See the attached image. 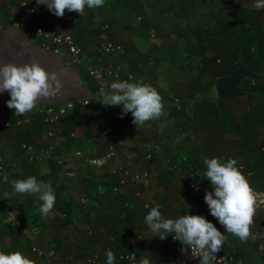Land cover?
I'll use <instances>...</instances> for the list:
<instances>
[{
    "label": "crops",
    "instance_id": "crops-1",
    "mask_svg": "<svg viewBox=\"0 0 264 264\" xmlns=\"http://www.w3.org/2000/svg\"><path fill=\"white\" fill-rule=\"evenodd\" d=\"M253 1L104 0L103 7L90 9L86 6L82 16L75 11L65 10L63 17H57L46 5L37 4V0H0V65H22L35 61L48 72L58 74L64 85L61 91L54 96L39 98L35 108L42 104L62 106L69 101L79 103L87 98H90L89 104L93 107L101 105L99 101L103 97L94 94L97 87L87 72L86 67L91 65L115 69L128 80L131 78L130 82L140 80L151 84L161 95L162 103L167 104L168 95H172V85L178 87L181 79L167 82L169 75L161 74L160 70L167 69L170 76L172 68L178 72L195 71L193 58L186 62L190 59L187 55L191 57L195 54L188 52L192 40L184 31L185 28L189 25L203 27L210 24L213 10L229 14L234 10L253 9ZM24 2L29 7H35L33 22L30 21L33 19L26 17ZM260 23L261 28H264V15ZM38 24L72 33L84 49L81 63H72L66 47H57L38 35ZM102 31H106L110 40L121 45L123 50L111 54L101 53L98 47ZM161 63L168 66L158 69ZM177 76H181V73ZM215 97H218L217 94ZM9 99V92H0V117L8 116L14 110L7 106ZM181 100L184 104L181 121L164 114L137 128L132 123L131 112L122 116L123 109L120 107L119 118L114 122L106 119L104 123H97L95 116L100 111L85 113V121L70 135L61 133L64 127L61 122L57 126L47 125L38 118L22 126L14 124L12 128L0 132V200L4 204L0 210V251H20L34 264H40L34 248L49 252L56 250L59 241L70 244L84 242L87 221L97 231H114L126 226L128 236L132 232H139L140 248L143 246L148 256L151 253L166 262L175 254L171 241L173 234H168L163 240L158 235L154 236L144 219L150 211L144 206L149 202L151 207L160 205L165 218L175 219L185 214L202 215L218 228V219L210 214L204 201L206 191H212V187L210 180L201 175L206 171L203 160L214 156L224 157L225 160L235 158L237 167L251 188H264V128H254L258 136L253 134V142L245 143L242 148L240 134L246 131V126L239 120L236 125L229 122L233 117H242L241 111L233 114L223 112L216 120L206 122L203 114L212 115V109L208 107L201 111L196 100L189 95ZM234 102L227 101L228 104ZM51 129L58 132L57 138L49 135ZM109 135H113L116 140L109 143ZM177 138H180L179 143ZM23 143L33 145L34 151L31 153L23 149ZM105 144L108 146L104 147ZM112 145L115 151L110 150ZM151 148L164 150L166 154L150 165L153 184L150 189L145 188L149 190L147 201L136 199L130 194V200L138 212L135 222L133 213L123 215L122 221H118L114 218L118 211L107 217L106 213L88 208H119L118 197H93L86 184L90 182L93 187L106 181L111 167L118 165L120 160L131 164L135 159L138 162V165H133L135 168L146 167L149 159L145 158V154ZM103 150L106 153H102ZM165 158L173 161L174 167ZM167 170L174 173L172 181L164 178ZM4 174L10 180L35 176L38 181L50 183L56 199L60 198L56 202L58 205H55L52 213L43 216L38 211V195L14 194L11 183L3 182ZM164 179L171 183L168 186L157 185L158 180ZM72 196L82 206L75 210L66 224L61 210L68 208L65 203ZM196 200L199 204L195 206ZM100 249L101 244L98 243L95 251L100 252ZM221 250L231 254L235 264H264V209L253 215L246 241L232 235L225 239ZM95 251L91 257L97 256ZM57 257L56 254V263L60 259Z\"/></svg>",
    "mask_w": 264,
    "mask_h": 264
},
{
    "label": "trees",
    "instance_id": "trees-1",
    "mask_svg": "<svg viewBox=\"0 0 264 264\" xmlns=\"http://www.w3.org/2000/svg\"><path fill=\"white\" fill-rule=\"evenodd\" d=\"M220 1L226 2L231 0ZM262 15H264V9L256 10L254 8H245L231 11L229 14L222 10H213L211 17L213 20L206 29L200 26H188L184 30L192 40V45L191 48H188V52L194 53L196 56L200 57L199 63L194 64V69L198 72V76L188 81L189 95L196 100L201 111H205L208 107L213 110L212 115H210V113L203 114V117L205 116L204 121L206 120V122L216 120L223 112L233 114L237 111H241L243 113L242 117H233L229 119V122L236 125L241 121V123L246 126V131L240 134L242 148H244L245 143L249 144L253 142L251 141L253 139V134L258 136V133H254V128H264V77L260 79L245 78L240 84V88L252 89V91L233 98L215 97L216 94L212 93V89L219 77L231 75L241 64H245L248 68L255 71L264 70V28H261L262 24L260 23ZM189 32H191V34H188ZM208 53H211V56H209ZM227 101H235L236 103L228 104ZM88 105L89 106L83 107L77 104L63 116L60 121L62 125H64L61 131L62 134H72L75 128L85 121V113L95 114L97 111H100L95 116L97 123H104L106 119L114 122L116 118H119L120 107L123 109L122 105L105 106L101 104L96 107H93L91 104ZM163 106L166 117L177 118L181 121L180 115L184 112V104L181 99L177 104L171 100V102L163 104ZM107 140L110 143L116 139L113 135H109ZM106 146L108 145L105 144L104 147ZM150 151L152 156L147 160L146 167L148 168H150L153 161L164 157L166 154L164 150H158V148H151ZM103 152L106 153L105 150H103L102 153ZM134 156H136V153ZM166 161L171 167H174L173 161L170 162L168 158ZM180 161H182V159H180ZM167 171L168 173L164 174V178L171 179L172 181L174 173L169 170ZM108 176L106 181H102L98 185H93V187H91L92 184L88 182L86 186L90 192L89 194H92L93 197L100 196V198L103 199L111 196H113V198L118 197L120 200V207L116 209V207L113 206H108L109 208H94L89 206L88 208L96 209L101 214L106 213L105 216L107 217L118 211L114 217L118 221H122L123 215L127 216L133 213L135 222L138 218V212L135 209V205L127 206L129 205L127 201L130 200V194L137 196V191L143 189V187L139 185L125 187L118 184V174L110 173ZM170 183L171 182L168 183L165 179L157 181V185L164 184L168 186ZM99 186L102 187L103 191L97 190ZM115 186L118 187V190H114ZM59 200L60 198L58 197L56 202ZM56 202L55 205H58ZM194 203L195 206L199 204L197 200L194 201ZM65 204L68 208L65 210L62 209L61 211L64 214V219H66L67 224L70 222L75 210L82 205L77 204L73 196L66 200ZM124 219L126 220V218ZM84 228L86 233L84 242H79L78 244H70L62 241L58 242L56 250L54 251L55 255L52 258V264H107L106 250L108 249H111L115 254V264H138L140 257H148L150 260L152 258L153 261H151L153 264H165L168 261L162 262L151 253L149 254L150 256H148V251H143V246L140 248L139 232H132L133 234L128 236L125 231V229H127L126 226H123V228L119 230L115 229L114 231L102 232L100 230L97 231V229L94 230L93 225H89V222L86 221V226ZM136 228H138V225ZM98 243L101 244L100 252L95 251ZM146 247L147 246H145V248ZM94 251L97 252V256L91 257V253ZM56 254L58 256L57 258H60L58 263L54 261ZM128 254H135L137 258H127L126 255ZM175 254L171 258H173ZM38 257L40 260L39 263L43 264L45 257L39 255ZM210 264L213 263L210 262Z\"/></svg>",
    "mask_w": 264,
    "mask_h": 264
},
{
    "label": "clouds",
    "instance_id": "clouds-1",
    "mask_svg": "<svg viewBox=\"0 0 264 264\" xmlns=\"http://www.w3.org/2000/svg\"><path fill=\"white\" fill-rule=\"evenodd\" d=\"M37 4L46 5L57 17H63L65 10L75 11L82 16L86 6L90 9L103 7L104 0H37ZM252 7L264 9V0H254ZM130 80L113 81L109 86L110 91L101 87L99 95L103 99L99 102L105 106L122 105L121 115L131 112L132 123L137 128L164 115L162 97L157 89L149 83ZM63 86L56 72H48L38 62L0 65V92L10 93L7 106L15 110L16 116L31 112L39 98L54 96ZM177 142H180V138H177ZM203 163L206 171L201 175L210 180L212 187V191H206L204 196L210 214L218 219L226 233L246 241L253 223L255 197L248 180L237 167L238 161L231 157L225 160L224 157L214 156L205 158ZM2 180L11 183L14 194H37L40 201L38 211L43 216L53 212L56 193L50 183L38 181L35 176L10 180L7 174L3 175ZM144 207L149 208V205L145 204ZM144 219L154 236L158 235L163 240L168 234H173V239L187 246L182 247L181 251L186 252L190 248L193 256L199 259V264H210L225 241V234L202 215L185 214L175 219L165 218L157 204L150 208ZM106 259L107 264H115V254L111 249L106 250ZM0 264L34 262L20 251H0ZM138 264H151V261L147 257H140Z\"/></svg>",
    "mask_w": 264,
    "mask_h": 264
},
{
    "label": "built area",
    "instance_id": "built-area-1",
    "mask_svg": "<svg viewBox=\"0 0 264 264\" xmlns=\"http://www.w3.org/2000/svg\"><path fill=\"white\" fill-rule=\"evenodd\" d=\"M23 5L26 7V17L28 16V18L33 19L32 16H34L35 14V7L34 6L29 7V5L25 2L23 3ZM30 21L33 22L34 19ZM36 32L38 35L42 36L46 40L51 41L57 47L60 46L66 47L72 63L74 64L81 63L82 57L84 55V49L79 44V42L76 40V38L72 33L65 30H58L53 26H47L41 24H38L36 26ZM98 48L103 54H111L114 52H121L123 50L121 45L110 40L106 31H102L100 33V42ZM86 68L89 76L91 77V80L94 82V85H96L97 87L94 93L96 94V96H100L99 90L101 87L105 88L106 91H110L109 86L113 81L117 79L121 81L128 80V78L122 76L119 71L112 68H103L93 65L87 66ZM175 100L176 102L180 101L178 98H175ZM79 103L80 105L82 104L88 105L90 103V98H87L85 101H80ZM79 103H76L75 101H69L62 106L42 104L37 108L33 109L31 112L26 113L24 116L22 115L16 116L15 110H12V112L8 116L0 117V132H2L5 129L12 128L14 124L17 126L29 124L35 118H38L44 124L57 126L62 120L63 116L66 115L72 108H74ZM48 133L53 138L58 137L57 136L58 132L55 129L49 130ZM21 146L23 149L31 153L34 151V146L31 144L23 143ZM110 150L115 151L114 145L110 147ZM150 150L151 149H148L145 154V158L147 159H150L152 156ZM129 164L130 163L127 162L119 163L118 165L111 167L110 173L119 175V181H118L119 185L125 187H132V185H139L143 187V189L138 190L136 193L138 196H141L142 190H145V188H150L151 185L153 184L152 171L150 168L145 166L140 168H135L133 165L132 167H130ZM100 189H102V187H99L97 190L100 191ZM114 190H118V187L115 186ZM253 193L255 197V202H254V214H255L257 211L264 209V188L253 189ZM3 207H4L3 201L0 200V210ZM218 229L225 234V239L233 235L231 233H226L224 227L221 224H219ZM171 241L174 244L176 254L165 264H196L199 262V259L193 256L192 250L190 248H188L186 252H182L181 251L182 247L186 248L187 246H184L180 241L173 239V236L171 237ZM34 251H36L39 256L45 257V261L43 264H52V258L55 255V252L53 250H50L49 252H44L41 249L34 248ZM197 255H199V253H197ZM215 255L216 258L211 260L213 264H235L234 257L231 254H227L222 250H220ZM126 257L131 259L137 258L135 254H128L126 255ZM151 264H153L152 261Z\"/></svg>",
    "mask_w": 264,
    "mask_h": 264
},
{
    "label": "rangeland",
    "instance_id": "rangeland-1",
    "mask_svg": "<svg viewBox=\"0 0 264 264\" xmlns=\"http://www.w3.org/2000/svg\"><path fill=\"white\" fill-rule=\"evenodd\" d=\"M254 2V1H253ZM248 3H250V0H248ZM192 25V24H191ZM190 26V25H189ZM209 26V24L208 25H203V28H205L206 29V27H208ZM194 54V53H193ZM208 55L209 56H211V53H208ZM187 58H190V59H188V60H186V62L188 61V62H190L191 61V58H193V60H192V62L193 63H199V60H200V57L199 56H196V54L195 55H192L191 57H190V55L188 56L187 55ZM183 59H186L185 58V56H183ZM154 64H157V63H154ZM168 66V64H166V63H161L159 66H158V69L159 68H165V67H167ZM172 70V76H170V73H168V71H167V69H162V70H160V73L161 74H166L167 73V75H169V78H168V80H167V82H169L171 79H172V81L173 80H175V81H177L178 79L180 80V83H179V86L181 85V83H183L182 84V87L180 86H174V84L172 85V95L170 96V94L168 95V97H167V100H166V103L168 104L169 102H171V100H173L174 102H175V104H177V103H179V102H176V100L174 99L176 96H177V98H179V100L180 99H182L184 96H188L189 95V93H190V91H189V85H188V81H190V80H193L194 78H196L197 76H198V72L197 71H191L190 73H188V72H186V71H179L178 72V70L176 69V68H172L171 69ZM179 73H181V76H177V74H179ZM173 76H176L175 78L173 77ZM171 77V78H170ZM209 78V77H208ZM177 87V88H176ZM168 88V87H167ZM176 89V90H175ZM213 91H212V93H214V94H216V92H215V88L213 87V89H212ZM175 91V92H174ZM179 92H181V95L179 94ZM174 98H173V97ZM190 96V95H189ZM170 98V99H169ZM167 125V124H166ZM133 157L134 156H130V158L131 159H133ZM120 163H126V161H122V160H120ZM128 163H129V161H128ZM132 165H138V162L137 161H133L132 160V162H131V164H129V166L130 167H132ZM132 186H134V185H132ZM150 189V188H149ZM148 189H146V190H142V194H141V196H136L135 198L137 199H143V200H146V199H148ZM118 200V202H120V200H119V198L117 199ZM147 201V200H146ZM128 203H129V205H127V206H131V205H133L132 204V202H131V200H129V201H127ZM149 204V206H150V208H151V202H149L148 203ZM150 208H147V210L148 209H150Z\"/></svg>",
    "mask_w": 264,
    "mask_h": 264
},
{
    "label": "water",
    "instance_id": "water-1",
    "mask_svg": "<svg viewBox=\"0 0 264 264\" xmlns=\"http://www.w3.org/2000/svg\"><path fill=\"white\" fill-rule=\"evenodd\" d=\"M247 77L253 79L263 78L264 70L255 71L245 64L239 65L231 75L221 76L216 80L214 88L217 96L220 98H233L252 91V89L240 88V84Z\"/></svg>",
    "mask_w": 264,
    "mask_h": 264
}]
</instances>
